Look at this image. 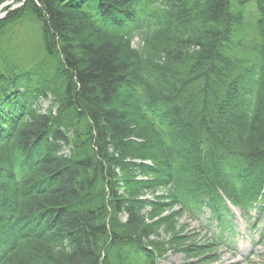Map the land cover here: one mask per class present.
I'll return each instance as SVG.
<instances>
[{"label": "trees", "instance_id": "16d2710c", "mask_svg": "<svg viewBox=\"0 0 264 264\" xmlns=\"http://www.w3.org/2000/svg\"><path fill=\"white\" fill-rule=\"evenodd\" d=\"M18 3L0 20V264H206L216 243L181 217L206 208L222 234L226 200L264 217V0ZM24 22L29 54L5 45Z\"/></svg>", "mask_w": 264, "mask_h": 264}, {"label": "rangeland", "instance_id": "374dc122", "mask_svg": "<svg viewBox=\"0 0 264 264\" xmlns=\"http://www.w3.org/2000/svg\"><path fill=\"white\" fill-rule=\"evenodd\" d=\"M18 0H9L0 8V16L6 12L8 8H16L19 6ZM254 4V3H253ZM253 7V5L251 4ZM39 29L36 25L24 22L16 27H10L5 36V45L10 47L16 46L22 49V52L27 54L33 52L39 47L40 35ZM140 39H136V45ZM42 107L47 110L50 107V102H43ZM234 219V229L232 232L226 234L228 241L226 244H220V249L217 253L219 262L217 264H264V245L260 242L257 246L255 243L261 241L260 234L264 232V218L258 220L256 225L258 230L251 229L249 220H247L238 209L232 210ZM253 217L258 219V216L253 213ZM211 215L207 210L197 219L191 218L190 215L181 217L179 224L186 230L189 239H197L201 244H207L213 238L219 237V230L214 226H209V219ZM253 223L255 221L253 220ZM183 228V229H184ZM185 234V235H186ZM230 239V240H229ZM197 261H188L183 254L171 253L167 259L159 260L158 264H194Z\"/></svg>", "mask_w": 264, "mask_h": 264}, {"label": "water", "instance_id": "95a60500", "mask_svg": "<svg viewBox=\"0 0 264 264\" xmlns=\"http://www.w3.org/2000/svg\"><path fill=\"white\" fill-rule=\"evenodd\" d=\"M5 16H3V17H0V19H2V18H4Z\"/></svg>", "mask_w": 264, "mask_h": 264}]
</instances>
